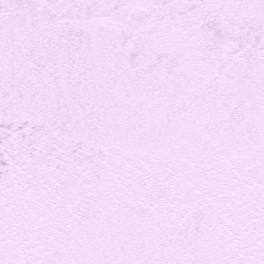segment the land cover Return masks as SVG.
Returning <instances> with one entry per match:
<instances>
[{"label": "snow or ice", "instance_id": "6c2138e0", "mask_svg": "<svg viewBox=\"0 0 264 264\" xmlns=\"http://www.w3.org/2000/svg\"><path fill=\"white\" fill-rule=\"evenodd\" d=\"M0 264H264V0H0Z\"/></svg>", "mask_w": 264, "mask_h": 264}]
</instances>
